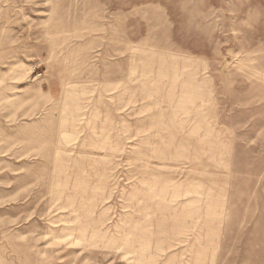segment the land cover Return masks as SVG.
<instances>
[{
  "label": "rangeland",
  "instance_id": "rangeland-1",
  "mask_svg": "<svg viewBox=\"0 0 264 264\" xmlns=\"http://www.w3.org/2000/svg\"><path fill=\"white\" fill-rule=\"evenodd\" d=\"M0 264H264V0H0Z\"/></svg>",
  "mask_w": 264,
  "mask_h": 264
}]
</instances>
